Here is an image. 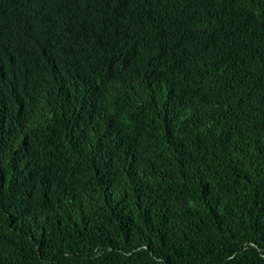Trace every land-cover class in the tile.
<instances>
[{"label": "trees", "instance_id": "1", "mask_svg": "<svg viewBox=\"0 0 264 264\" xmlns=\"http://www.w3.org/2000/svg\"><path fill=\"white\" fill-rule=\"evenodd\" d=\"M19 2L0 264H264V0Z\"/></svg>", "mask_w": 264, "mask_h": 264}, {"label": "clouds", "instance_id": "2", "mask_svg": "<svg viewBox=\"0 0 264 264\" xmlns=\"http://www.w3.org/2000/svg\"><path fill=\"white\" fill-rule=\"evenodd\" d=\"M21 10L19 0H0V30L5 23L10 22V19L17 15ZM8 58L17 62L14 58L7 55Z\"/></svg>", "mask_w": 264, "mask_h": 264}]
</instances>
